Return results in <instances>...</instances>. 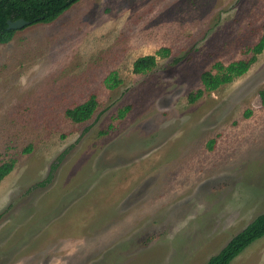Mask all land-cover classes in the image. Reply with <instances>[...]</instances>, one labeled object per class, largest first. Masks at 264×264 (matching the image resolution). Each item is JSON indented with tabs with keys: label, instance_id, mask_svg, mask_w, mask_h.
Returning a JSON list of instances; mask_svg holds the SVG:
<instances>
[{
	"label": "rangeland",
	"instance_id": "rangeland-1",
	"mask_svg": "<svg viewBox=\"0 0 264 264\" xmlns=\"http://www.w3.org/2000/svg\"><path fill=\"white\" fill-rule=\"evenodd\" d=\"M62 15L0 43V165L16 161L0 264H206L264 212V51L189 95L253 55L264 0H80ZM93 94L91 118L66 115ZM231 264H264V237Z\"/></svg>",
	"mask_w": 264,
	"mask_h": 264
},
{
	"label": "trees",
	"instance_id": "trees-1",
	"mask_svg": "<svg viewBox=\"0 0 264 264\" xmlns=\"http://www.w3.org/2000/svg\"><path fill=\"white\" fill-rule=\"evenodd\" d=\"M78 1L80 0H0V43L10 42L16 32V30L8 28V20L24 18L30 24L51 22ZM249 50L253 52V55L247 59L234 61L228 65L217 62L214 65L216 72L213 70L204 71L201 74L204 88L199 89L196 93H191L189 101L195 102L204 95L205 91L216 90L221 85L247 73L252 64L257 61L258 55L264 51V34ZM170 53L171 49L164 47L157 50L155 54L137 58L133 65L134 72L146 73L157 65L158 56H169ZM105 83L113 89L119 86L121 80L117 72L113 71L106 76ZM97 105L96 95L93 94L85 103L68 108L66 115L75 122H83L92 117ZM130 108V106H126L121 111V117H124ZM28 150L30 148H27L26 151ZM15 164V159H12L0 165V182L13 171ZM262 237H264V212L232 237L227 245L216 255H213L206 264H231L247 247Z\"/></svg>",
	"mask_w": 264,
	"mask_h": 264
},
{
	"label": "water",
	"instance_id": "water-1",
	"mask_svg": "<svg viewBox=\"0 0 264 264\" xmlns=\"http://www.w3.org/2000/svg\"><path fill=\"white\" fill-rule=\"evenodd\" d=\"M30 24L29 21L25 20L24 18H20L17 20H8V28L9 29H14V30H19L23 29L24 27L28 26Z\"/></svg>",
	"mask_w": 264,
	"mask_h": 264
},
{
	"label": "crops",
	"instance_id": "crops-1",
	"mask_svg": "<svg viewBox=\"0 0 264 264\" xmlns=\"http://www.w3.org/2000/svg\"><path fill=\"white\" fill-rule=\"evenodd\" d=\"M71 7H72V6H71ZM71 7H70V8H71ZM70 8H69V9H70ZM66 11H67V10H66ZM60 16L63 17L64 15L61 14ZM48 24H49L48 22H47V23H40V22H39V23H35V24H32V25L30 24V25H28V26H31V27H32V26H46V25H48ZM28 26H26V27L29 28ZM26 27H25L24 30H27ZM78 28H79V27H78ZM262 238H263V237H262ZM258 240H259V239H258ZM258 240H256V241H258ZM256 241H255V242H256ZM247 248H248V247H247ZM245 250H246V249H245ZM239 255H240V254H239ZM239 255H238V256H239ZM238 256H237V257H238ZM237 257H236V258H237ZM236 258H235V259H236ZM235 259H234V260H235ZM234 260H233V261H234ZM233 261H232V262H233Z\"/></svg>",
	"mask_w": 264,
	"mask_h": 264
}]
</instances>
